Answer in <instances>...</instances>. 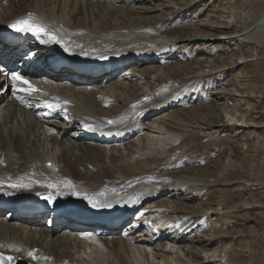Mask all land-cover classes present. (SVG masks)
Masks as SVG:
<instances>
[{
  "label": "bare ground",
  "instance_id": "1",
  "mask_svg": "<svg viewBox=\"0 0 264 264\" xmlns=\"http://www.w3.org/2000/svg\"><path fill=\"white\" fill-rule=\"evenodd\" d=\"M248 1L260 4V10L241 30L230 36L197 33L190 39L211 36L217 42H252L262 48L255 62L263 68L264 0ZM116 3L0 0V24H8L0 26V32L15 30L10 25L17 20L45 30L25 32L31 38L4 57L0 38V264L18 260L28 264H235L217 246L210 249L217 236L201 232L206 219L192 239L183 238L192 217L216 215L219 209L215 213L191 207V198H179L214 182L187 178V167L168 166L173 160L171 149L183 141L178 130L185 123L179 120L177 108L191 94V87L179 86L172 74L179 69L171 62L174 54L166 56L173 40L160 26L161 18L153 15L160 12L161 4L121 11L115 22L106 24L110 26L101 25L97 15L117 10ZM45 41L54 46L59 61L74 59L86 73L72 77L68 62L57 61L41 70L40 61L25 53L32 49L33 54H41L47 48L42 45ZM14 63L19 67L14 68ZM24 63L35 65L36 70H21ZM116 71L121 72L113 78ZM13 74L21 80L13 81ZM145 75L151 77L146 80ZM80 158L99 161L102 167L123 161L135 174L111 176L84 187L91 178L82 175L88 167L81 166ZM73 165L81 166L75 177ZM93 165L92 169L99 168ZM19 199L56 208L44 213L54 216L55 229L62 225L61 230L51 231L52 223H44L43 216L22 210L26 202L8 204ZM79 208H84L82 214L76 211ZM95 208L105 209L109 219L90 222L86 215ZM64 211L70 219L61 214ZM130 213L131 221L120 229L121 219Z\"/></svg>",
  "mask_w": 264,
  "mask_h": 264
},
{
  "label": "rangeland",
  "instance_id": "2",
  "mask_svg": "<svg viewBox=\"0 0 264 264\" xmlns=\"http://www.w3.org/2000/svg\"><path fill=\"white\" fill-rule=\"evenodd\" d=\"M116 4L117 10L97 15L101 25L110 26L106 24L115 22L121 11L161 4L160 12L153 15L161 18L160 26L173 40L174 47L165 52L166 56L174 54L171 62L179 68L172 74L179 86L191 87V94L177 108L179 120L185 123L178 130L183 141L171 149L173 160L168 166L176 170L187 167V178L214 182L204 189L192 188L179 198H191V207L215 213L218 211L213 210L219 209V214L192 217L183 238L192 239L206 219L201 232L217 236L210 249L217 246L226 256L230 254L235 264H264V67L255 62L262 48L247 41L217 42L211 36L209 40L190 39L197 33L203 37L230 36L253 21L260 4L248 0H118ZM150 77L145 75L146 80ZM225 115L232 116L233 122H227ZM80 159L81 166L88 167L82 175L91 178L80 182L84 187L110 180L111 176L116 179L135 174L134 168L123 161L104 168L99 161ZM93 164L99 168L93 170ZM75 166L71 167L73 177L81 168Z\"/></svg>",
  "mask_w": 264,
  "mask_h": 264
},
{
  "label": "snow or ice",
  "instance_id": "3",
  "mask_svg": "<svg viewBox=\"0 0 264 264\" xmlns=\"http://www.w3.org/2000/svg\"><path fill=\"white\" fill-rule=\"evenodd\" d=\"M10 27L14 28L17 32H33V33H42L45 30L38 25H34L30 23L27 20H17L14 24L10 25ZM52 39H55V37H52ZM13 81H20L21 77L19 75L13 74L12 76ZM23 83L27 84L28 81L24 80ZM51 107V106H49ZM45 199L48 200L49 203L52 202L51 198L46 197ZM90 203H92L90 201ZM93 207H96L95 203H93ZM107 207H110V205H107Z\"/></svg>",
  "mask_w": 264,
  "mask_h": 264
},
{
  "label": "water",
  "instance_id": "4",
  "mask_svg": "<svg viewBox=\"0 0 264 264\" xmlns=\"http://www.w3.org/2000/svg\"><path fill=\"white\" fill-rule=\"evenodd\" d=\"M18 264H24V263H22V262H19Z\"/></svg>",
  "mask_w": 264,
  "mask_h": 264
}]
</instances>
